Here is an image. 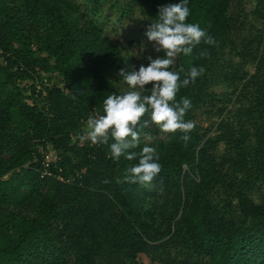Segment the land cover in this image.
I'll list each match as a JSON object with an SVG mask.
<instances>
[{"label": "trees", "instance_id": "trees-1", "mask_svg": "<svg viewBox=\"0 0 264 264\" xmlns=\"http://www.w3.org/2000/svg\"><path fill=\"white\" fill-rule=\"evenodd\" d=\"M88 1L82 12L76 0H0V264H143L140 254L150 264H264V191L252 196L264 187V0H252L263 27L242 36L235 8L246 0H189L186 23L215 40L169 68L205 69L176 96L191 101L184 120L195 127L187 142L179 130L150 140L158 125L145 114L132 161L112 157L111 137L78 139L108 95L130 90L119 70H137L90 16L106 0ZM115 2L148 27L180 0ZM225 46L253 70L217 74L231 84L233 107H218L203 128L195 111ZM145 145L156 148L161 172L147 185L125 182ZM39 149L52 152L50 169L64 181L40 177Z\"/></svg>", "mask_w": 264, "mask_h": 264}, {"label": "clouds", "instance_id": "clouds-1", "mask_svg": "<svg viewBox=\"0 0 264 264\" xmlns=\"http://www.w3.org/2000/svg\"><path fill=\"white\" fill-rule=\"evenodd\" d=\"M188 2L180 0L179 3L166 4L158 9V17L147 27L144 35L149 42H155L156 50L163 51V55L155 59L148 57V65H141L138 70H119L118 75L130 90L107 96L102 104L104 114L89 116L87 131L78 136L81 142L88 140L93 145H107L111 137L114 142L109 147L114 159L124 156L129 161L135 160L138 154L130 150L140 145L139 128L147 124V121L141 124L145 114L161 131L175 133L179 130L184 133L182 140L187 142L190 139L187 134L195 125L192 121H185L184 116L192 107L191 101L186 97L177 101L176 96L180 88L194 82L205 69L191 66L187 71L182 67L179 72H174L169 68L178 54L191 56L194 48L202 42L212 45L215 40L199 24L186 23L190 14ZM199 55L204 58L208 53L205 50ZM148 84L152 85L151 89H145ZM149 90L150 94L142 95V92ZM158 159L156 148L145 145L139 153L138 163L125 170L124 181L150 184L161 172Z\"/></svg>", "mask_w": 264, "mask_h": 264}, {"label": "rangeland", "instance_id": "rangeland-1", "mask_svg": "<svg viewBox=\"0 0 264 264\" xmlns=\"http://www.w3.org/2000/svg\"><path fill=\"white\" fill-rule=\"evenodd\" d=\"M76 1L80 5L82 12L92 7L88 0ZM113 1L106 0L99 10L95 13L92 12L90 16L98 21L104 33L110 36L112 41L120 47L121 56L125 64L135 67L137 70L141 65L146 67L149 63L148 57L155 59L158 52L155 42H149L144 35L147 24L137 10H131L129 13L123 14L120 9V3L115 2L114 5H111ZM254 4L252 0H246L242 5L235 8V14L239 15V22L242 23L240 36L249 33L255 28L260 30L263 27V22L252 13ZM232 67L238 69V71L252 72L253 70V65L249 61L241 60L230 51L229 46H225L218 60L213 64L214 77L212 84L208 88V97L205 103L195 111V121L203 128L209 127L214 121L219 119L215 113L218 107L224 104L228 105V108L233 107L232 101L227 102L232 91L231 84L227 83L221 76H217L223 71L231 72L233 70ZM106 76L109 79H113L111 73ZM156 129H158L157 132L149 136L150 140L165 139L169 134L161 131L159 126ZM223 149V144H220L217 153H222ZM263 191L264 187H259L252 192L255 201H259ZM138 259L143 264H150L149 258L145 254H140Z\"/></svg>", "mask_w": 264, "mask_h": 264}, {"label": "built area", "instance_id": "built-area-1", "mask_svg": "<svg viewBox=\"0 0 264 264\" xmlns=\"http://www.w3.org/2000/svg\"><path fill=\"white\" fill-rule=\"evenodd\" d=\"M40 159H41V169H40V177H54L57 178L61 181H64L62 176L56 175L50 167L52 166V162L54 160V156L51 151H46V150H40ZM66 181H68L66 179Z\"/></svg>", "mask_w": 264, "mask_h": 264}]
</instances>
